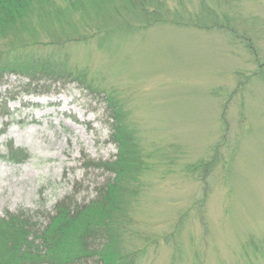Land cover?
<instances>
[{"label": "rangeland", "instance_id": "obj_1", "mask_svg": "<svg viewBox=\"0 0 264 264\" xmlns=\"http://www.w3.org/2000/svg\"><path fill=\"white\" fill-rule=\"evenodd\" d=\"M168 12L190 25L130 31L142 15L101 0L70 21L34 12L0 39L5 53L37 41L67 55L91 85L0 78V154L29 153L0 156V216L33 210L47 224L67 197L98 195L112 174L91 159L118 153L109 93L148 161L123 205L141 263L264 264V0H172Z\"/></svg>", "mask_w": 264, "mask_h": 264}, {"label": "trees", "instance_id": "obj_2", "mask_svg": "<svg viewBox=\"0 0 264 264\" xmlns=\"http://www.w3.org/2000/svg\"><path fill=\"white\" fill-rule=\"evenodd\" d=\"M171 1L119 0V3L129 6L143 17L138 25L128 27L130 31L166 22L190 25L189 22L170 18L168 11ZM100 2L0 0V39L23 31L31 22L34 12L55 13L53 17L64 14L66 21H70L74 12L82 11L84 15L83 11L90 5ZM69 40L72 37L62 39L60 44ZM248 44L250 52L257 56L253 45ZM36 45L37 41H34L32 45L24 43L13 46L8 53L0 51V78L5 73L16 72L25 76L29 83L65 82L70 78L82 88L91 86L81 69L68 64L67 55L61 54L59 57L51 53H38L34 51ZM106 99L111 102L112 136L118 153L113 161L91 159V162L111 172L112 177L98 195L86 204L79 205L69 197L58 203L55 213L49 215L47 224L38 221L37 213L33 210L0 216V264H94L92 261L98 264H142L141 248L131 247L126 242L130 236V220L123 205L129 202L134 182L139 183L140 173L147 169L148 161L144 160V152L135 138L126 112L109 93ZM0 107L6 108V105ZM7 148L9 152L0 154L5 159L21 162L29 157L28 151L22 147L15 148L11 143ZM260 248L264 250V245Z\"/></svg>", "mask_w": 264, "mask_h": 264}]
</instances>
